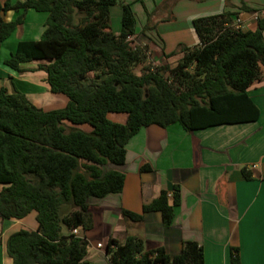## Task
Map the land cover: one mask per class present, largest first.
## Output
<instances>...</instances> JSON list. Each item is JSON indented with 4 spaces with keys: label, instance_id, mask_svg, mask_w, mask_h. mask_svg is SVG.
<instances>
[{
    "label": "trees",
    "instance_id": "1",
    "mask_svg": "<svg viewBox=\"0 0 264 264\" xmlns=\"http://www.w3.org/2000/svg\"><path fill=\"white\" fill-rule=\"evenodd\" d=\"M117 1L0 2V49L29 9L46 13L39 38L19 40L4 64L21 71V64L45 61L37 68L46 73L51 92L68 98L65 106L44 110L23 92L0 86V217L21 219L35 211L37 222L35 229L20 228L6 238L11 264H89L88 240L72 230L92 227L89 197L122 190L124 173L111 166L125 162V145L142 127L178 122L193 131L259 116L247 90L264 66V12L257 14L254 30L232 26L229 11L194 18L198 44H180L168 53H181L174 66L137 74L134 68L145 63L148 48L131 44L132 3L143 0L122 3L120 31L114 33L110 7ZM9 10L17 13L12 20L4 19ZM110 112L125 113L126 121L110 120ZM242 174L251 177L245 167ZM170 197L162 190L141 212L121 213L140 222L145 212L157 211L168 227L180 204L179 185ZM106 255L110 264H204L203 248L193 240L169 256L162 246L146 249L136 235L122 242L110 238ZM230 264H240L238 247L230 248Z\"/></svg>",
    "mask_w": 264,
    "mask_h": 264
},
{
    "label": "crops",
    "instance_id": "2",
    "mask_svg": "<svg viewBox=\"0 0 264 264\" xmlns=\"http://www.w3.org/2000/svg\"><path fill=\"white\" fill-rule=\"evenodd\" d=\"M136 3L143 6L145 16L140 25H144L145 32L140 35L148 31L154 35V39L148 38L147 43L138 42V45L147 46V56L150 48L162 60L175 56L179 59L180 52L170 57L167 54L178 51L180 44H198L191 24L194 18L229 11L233 13L232 26L254 30L257 14L264 12V0H143V4L132 3V7ZM114 9L110 8V15ZM30 10L33 9L27 11L24 22L1 46L0 86L10 93L15 89L23 92L44 110L61 108L68 98L63 93L51 92L46 73L37 68L38 63L45 61L21 64V71L4 64V59L22 39ZM116 12L120 17V9ZM40 14L35 16L41 26L34 39L39 38L44 28L46 13ZM16 16V12L9 10L4 19L12 20ZM137 29L139 32L143 28ZM17 30L20 35L10 47L7 40ZM261 72L260 79L247 90L259 109L255 121L218 124L193 131H187L178 122L166 127L151 124L128 140L125 162L111 166L124 173L122 190L102 198L89 197L92 227L86 231L77 229V235L88 240L85 258L89 264H110L106 255L108 240L122 242L128 235L144 239L146 249L162 246L169 256L180 252L183 241H196L203 248L204 264H230L233 246L239 248L240 264H264V66ZM107 117L119 123L126 121L125 113L110 112ZM252 164L255 167L251 168ZM142 165L150 166V170L142 171ZM244 167L250 179L244 178ZM175 184L180 188V204L174 208L170 226H163L157 211L145 212L140 222L122 215L121 209L141 212L142 206L162 190L168 191L171 198ZM35 215L31 211L21 219L0 217V264H11L5 250L8 235L20 228L35 229Z\"/></svg>",
    "mask_w": 264,
    "mask_h": 264
},
{
    "label": "rangeland",
    "instance_id": "3",
    "mask_svg": "<svg viewBox=\"0 0 264 264\" xmlns=\"http://www.w3.org/2000/svg\"><path fill=\"white\" fill-rule=\"evenodd\" d=\"M129 1H132V0H118L117 1V4L111 6L110 8H113L115 7V9L112 11V14L110 15V24H111V29L113 32H119L120 31V17L116 14L117 12V9H120L121 11V5L122 3H126V2H129ZM132 10L133 11H136L137 15L135 14L136 16V27L138 28H143L142 30L140 29V31L138 32V29L135 30V36L133 35L130 40L133 42L132 46L134 45H138V42L142 43L145 42L147 43V40L148 38L149 39H154V35L152 34L151 31H148L147 34H144L143 36L140 35L142 34L144 31V25L142 27H140L141 24L144 23V14H143V6L139 5L138 3L134 4V6L132 7ZM36 14H40V12H37L35 10H30V16H29V21H27V23L23 26V35H22V39L24 38H29V39H34L33 36H36V33H37V30L40 28L41 24H40V21H38L36 19ZM34 15V16H33ZM31 25H35V28L32 29L31 28ZM39 26V27H38ZM20 27V26H19ZM17 27V28H19ZM16 28V29H17ZM42 28V27H41ZM20 35L19 31L17 30L13 36H11L7 41V45L12 47L14 46V43L16 42V40L18 39V36ZM148 35V37L146 36ZM17 37V38H16ZM37 37V36H36ZM21 39V40H22ZM139 43V44H140ZM144 46V45H143ZM188 46V45H187ZM178 49V48H177ZM178 58L177 56L175 57H171L170 59L168 60H162V59H159L157 57L154 56V54L152 53V50L149 48V53H148V56L145 60V63L144 64H140V65H137L135 68H134V72L137 73V74H140L141 71H143V69H145L146 67H151V66H159V65H162V64H169L171 66H174L177 62ZM112 120V119H111ZM82 128L84 129H87L88 127H85V126H82ZM4 258V256H3ZM4 260V259H3Z\"/></svg>",
    "mask_w": 264,
    "mask_h": 264
},
{
    "label": "built area",
    "instance_id": "4",
    "mask_svg": "<svg viewBox=\"0 0 264 264\" xmlns=\"http://www.w3.org/2000/svg\"><path fill=\"white\" fill-rule=\"evenodd\" d=\"M235 21H236V24H238L239 20L236 19ZM250 167H251V168L255 167V164L250 165ZM72 232H73L74 234H77V233H78L77 228H74V229L72 230ZM98 246H100V244H98Z\"/></svg>",
    "mask_w": 264,
    "mask_h": 264
}]
</instances>
